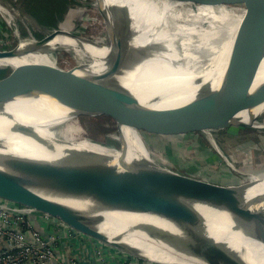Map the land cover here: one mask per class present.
Wrapping results in <instances>:
<instances>
[{
    "label": "water",
    "instance_id": "obj_1",
    "mask_svg": "<svg viewBox=\"0 0 264 264\" xmlns=\"http://www.w3.org/2000/svg\"><path fill=\"white\" fill-rule=\"evenodd\" d=\"M97 5L106 21L109 39L118 58L68 72L55 70L59 77L52 81H42V90L34 99L47 100L57 107L55 113L49 114L51 120L47 121L53 122L46 125L23 121L17 123L16 137L18 140H26L28 145L25 149H17L11 145L0 150V198L47 213L74 230L139 259L150 261L143 255L142 249L124 241L125 238L140 234L150 242L200 264H245L239 255L254 254L243 244V241L253 239V234L230 228L222 222L210 224L199 209L228 210L247 203L249 195L255 189L252 181L238 185H218L173 172L155 159L145 157L140 150V140L128 137L124 126L140 132L143 124L155 123L181 131H205L209 135L211 131L230 126L264 128V122L259 121L264 113V77L254 87L234 89L213 85L200 77H186L174 83L164 82L160 88L140 98L131 90V80L151 58L148 51L153 47L150 43L146 46L139 40V31L127 5L109 0H98ZM251 10L262 14L256 20V37L247 41L241 24L237 26L234 35L235 43L238 41L239 44L234 43V60L230 67L233 72L229 70V73L238 80L245 78V67H250V73L253 74L261 49L264 60V10ZM68 34L82 39L75 34ZM53 37V32H50L36 41L42 45ZM20 40L21 38L18 43ZM18 43L10 50H0V54L13 52ZM0 68L10 70L9 78L0 80L1 89L3 85H11L14 77L11 68L5 65H0ZM112 85L127 90L131 96L116 111L103 109L94 114H80L78 118L103 114L113 116L120 149L128 157V168L134 177L133 193L130 196L131 200L134 198L136 211L142 216L138 227L122 216L125 208L117 196L106 192L107 163L102 155L72 149L71 144H67L62 158L57 161L53 146L54 133L69 111L79 101ZM153 85L149 84V90L153 89ZM15 94L20 95L17 92ZM102 97L94 100L99 101ZM172 97L178 98L155 107ZM144 147L146 148L145 145ZM216 149L218 150L217 146ZM28 150L34 153L25 152ZM222 157L229 164L226 157ZM152 169L159 175L155 177L157 185L153 181ZM172 177L180 180V184L169 193L171 204L156 211L155 193L160 199L163 195L167 196L166 181ZM262 181L264 178L256 181V184ZM172 205L193 214L183 215L177 210L171 211ZM107 213H119L120 216L116 217L123 224L113 234H110L109 228H102ZM230 217L243 224L264 226V210L239 208ZM112 223L117 227L114 224L117 223L116 219ZM33 224L37 226L35 220ZM258 240L264 244V234ZM232 241L239 242L240 245L236 246Z\"/></svg>",
    "mask_w": 264,
    "mask_h": 264
},
{
    "label": "bare ground",
    "instance_id": "obj_2",
    "mask_svg": "<svg viewBox=\"0 0 264 264\" xmlns=\"http://www.w3.org/2000/svg\"><path fill=\"white\" fill-rule=\"evenodd\" d=\"M109 1H119L129 7L133 21L139 31V40L142 44L147 46L150 43L153 47L151 51H148L151 58L141 66L140 72L131 80V90L140 98L157 90L164 82L174 83L182 81L186 77H200L225 89L254 87L264 77L263 49L260 51L259 62L258 64L256 62L252 75L250 67H245V71L243 70L245 74L243 79L238 80L229 73V70L233 72L230 69L234 60L232 50L236 44H239L238 41L235 43L236 37H234L237 26L241 24V30H243L247 41L248 39L253 40L256 37V20L262 15L259 12L244 7L227 5L218 0H200L196 4H192L189 0ZM95 2H98V0ZM15 12L19 14L18 10H15ZM101 16L106 30L105 38H109L106 21L102 14ZM206 18L207 21H202ZM26 20L29 28L31 27L33 30L32 22L28 18ZM104 41L105 39L102 37L90 41L63 33L41 45L31 37V32H29L19 41L15 53L14 51L8 53L7 59L0 54V65L11 68L14 77L11 85H1L0 89L2 91V94H0V150L11 145H14L17 149H25L28 145L26 140H18L16 137L18 122L23 121L34 125H40L41 123L46 125L53 122L47 121L51 120L49 114L55 113L57 108L47 100L34 99L42 90V81H52L59 77L53 67L54 63L51 57L53 49L59 46L60 48L72 50L74 57L80 60L77 68L81 69L118 58L119 55L111 41L109 40L108 45H103ZM11 55L13 56L11 57ZM87 58L93 60V64H88L85 61ZM226 60H229L227 61L229 63H225ZM249 73L250 75H248ZM149 84H154L152 90H149ZM15 92L20 95L15 94ZM129 96L131 94L127 90L112 85L79 101L69 111L60 123L59 129L54 133L53 146L57 161L62 158L67 144H71L72 149L87 150L102 155L107 163L105 174L106 192L109 195L117 196L119 202L125 208L122 216L128 222L130 221L133 226L138 227L141 224L142 216L136 211L134 198L131 200L130 196L133 193L132 182L134 177L128 168V157L122 149L118 151H109L105 147L98 149L96 143L82 139L80 136L83 134V130L78 123L80 114H94L103 109L116 111L119 105ZM100 97L102 99H99V101L94 100ZM177 98L165 99L155 107L158 108L166 103L173 102ZM124 131L128 137L140 140L141 153L151 159L149 150L144 147L141 141L140 132L130 126H124ZM25 152L34 153L30 150ZM151 172L153 181L157 185L155 177L159 176L158 172L155 169H152ZM260 174L263 175L260 172L254 173L251 175L252 179L249 176L253 183L252 187L255 189L249 195L248 199L250 200L247 203L239 204L228 210L199 209L210 224L222 222L230 228L253 234L254 238L243 241V244L254 254L239 255L245 264H264V244L258 240L264 234V226L255 227L251 224H243L230 216L235 209L239 208L264 210V181L258 185L256 184V181L260 179ZM166 182L168 187L167 196L163 195L160 199L157 192L155 193L156 211L162 210L168 204H171L169 193L180 184V180L173 177L167 179ZM123 199L124 201H122ZM170 210H177L183 215L193 214L183 209L179 210L176 205H172ZM116 216H120L119 213L105 214L106 221L103 223L102 228H109L110 234L123 227L122 222ZM113 219L117 220V223H114L117 227H114ZM124 241L142 249L144 251L142 252L143 255L148 257L150 262L158 264H200L192 259L175 254L157 243L150 242L149 239L140 234L125 238ZM232 242L236 246L240 245L239 242Z\"/></svg>",
    "mask_w": 264,
    "mask_h": 264
},
{
    "label": "rangeland",
    "instance_id": "obj_3",
    "mask_svg": "<svg viewBox=\"0 0 264 264\" xmlns=\"http://www.w3.org/2000/svg\"><path fill=\"white\" fill-rule=\"evenodd\" d=\"M95 1L67 0L65 11L58 18L54 29L50 31L54 34L53 38L63 33H72L90 41L102 37L105 39L102 44L108 45L110 39L105 38L106 30ZM221 1L231 6L264 10V0ZM189 2L197 3L195 0H189ZM15 10H18L19 14H16ZM22 10L21 0H0V50L14 48L18 39H22L29 32L35 40L49 35L50 32L39 28ZM24 18L32 22L33 30L29 28ZM204 20L207 21V18L202 19ZM21 29L25 32L22 33ZM1 56L7 59L8 53ZM74 56L72 50L55 47L51 53L54 69L58 72L76 69L80 60ZM85 61L93 64V60L89 58ZM227 61L229 60L225 63H229ZM259 121L264 122V113ZM78 123L83 130L80 137L87 142L96 143V148L105 147L109 151L120 149L113 116L107 114L96 117L82 116L78 118ZM140 129L141 139L149 150L151 158L154 157L159 164L173 172L218 185L243 184L251 181V175L257 172L263 174L259 175L260 179L264 178V128L230 126L211 131V135L205 131H181L155 123L143 124ZM222 155L226 157L229 164L225 162Z\"/></svg>",
    "mask_w": 264,
    "mask_h": 264
},
{
    "label": "built area",
    "instance_id": "obj_4",
    "mask_svg": "<svg viewBox=\"0 0 264 264\" xmlns=\"http://www.w3.org/2000/svg\"><path fill=\"white\" fill-rule=\"evenodd\" d=\"M52 227L45 235L33 224ZM87 239L91 255L80 259L63 251L66 238ZM0 264H158L109 247L33 207L0 198ZM64 253V254H63Z\"/></svg>",
    "mask_w": 264,
    "mask_h": 264
},
{
    "label": "trees",
    "instance_id": "obj_5",
    "mask_svg": "<svg viewBox=\"0 0 264 264\" xmlns=\"http://www.w3.org/2000/svg\"><path fill=\"white\" fill-rule=\"evenodd\" d=\"M67 0H21L22 11L39 28L52 31L55 24L66 9ZM21 32L25 31L21 29ZM35 34L39 36L36 32ZM9 69L0 68V80H7Z\"/></svg>",
    "mask_w": 264,
    "mask_h": 264
},
{
    "label": "crops",
    "instance_id": "obj_6",
    "mask_svg": "<svg viewBox=\"0 0 264 264\" xmlns=\"http://www.w3.org/2000/svg\"><path fill=\"white\" fill-rule=\"evenodd\" d=\"M39 230L45 235L52 227H49L47 223L39 222L36 224ZM65 245H63V251L67 254H73L77 256L80 259H87L89 255H91V243L87 239H71V238H66L64 240ZM2 248V247H0ZM64 254V253H63ZM50 264H56L50 263Z\"/></svg>",
    "mask_w": 264,
    "mask_h": 264
}]
</instances>
